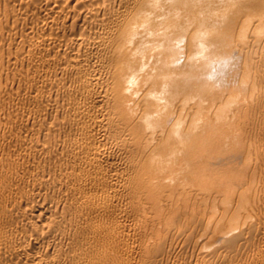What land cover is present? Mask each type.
Returning <instances> with one entry per match:
<instances>
[{
	"label": "bare ground",
	"instance_id": "1",
	"mask_svg": "<svg viewBox=\"0 0 264 264\" xmlns=\"http://www.w3.org/2000/svg\"><path fill=\"white\" fill-rule=\"evenodd\" d=\"M0 264H264V0H0Z\"/></svg>",
	"mask_w": 264,
	"mask_h": 264
}]
</instances>
